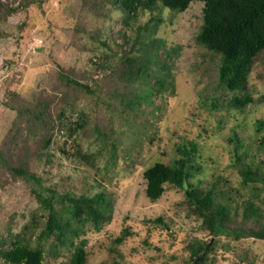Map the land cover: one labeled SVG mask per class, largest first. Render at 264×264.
I'll return each mask as SVG.
<instances>
[{"label":"rangeland","instance_id":"1","mask_svg":"<svg viewBox=\"0 0 264 264\" xmlns=\"http://www.w3.org/2000/svg\"><path fill=\"white\" fill-rule=\"evenodd\" d=\"M0 2V239L9 240L1 248L29 239L41 249L43 264H63L83 239L86 264H189L188 245L199 237L213 243L206 264H264V239L223 232L208 236L200 218L182 204L181 189L166 183L151 201L142 175L145 166L169 163L181 155L177 145L193 141L194 159L203 165L193 179L203 187L213 182L221 193L216 202L227 200L225 191L233 197L227 202V229L264 230V182L243 184L235 157L242 152L246 161H262L264 170V151L246 150L262 134H255L254 125L264 117V52L248 75L255 99L241 113L228 100L243 99L244 92L209 94L217 84L219 56L196 41L201 1L181 12L142 9L128 22L108 0ZM138 31L132 54L141 56L143 49V63L151 48L156 54L148 75L128 84L119 56L130 54ZM144 86L157 91L152 103L125 110L121 93H143ZM20 104L26 110L18 114L14 108ZM38 111L41 118L34 115ZM48 137L53 158L45 163L38 155ZM61 147L80 157L73 160ZM7 165L41 177L42 186L55 191L71 186L75 193L91 194L110 186V220L99 228L85 223L77 238L42 237L47 210L35 194L37 184ZM245 200L259 208V217L242 223ZM157 216L163 223L150 221Z\"/></svg>","mask_w":264,"mask_h":264},{"label":"trees","instance_id":"2","mask_svg":"<svg viewBox=\"0 0 264 264\" xmlns=\"http://www.w3.org/2000/svg\"><path fill=\"white\" fill-rule=\"evenodd\" d=\"M111 6H117L125 13L124 20L135 18L142 9L150 11L162 10L167 8L171 11H184L192 1H201L202 7V23L196 35V41L208 51L219 56V65L217 72V84L210 89V96L215 97L219 90H230L236 92H244L242 98L235 96L228 100L229 107L243 112L247 105L254 101L251 89L249 88L248 75L252 68L255 58L261 52H264V0H108ZM0 4H2L0 2ZM117 4V5H115ZM6 11H14L15 8L6 7ZM7 14V13H5ZM156 19V18H152ZM140 29V28H139ZM148 29V28H146ZM141 31V30H139ZM139 31L136 39L129 47L130 54L126 51L120 53L121 65L123 66L124 78L128 84L144 79L148 75L149 63L153 62L156 52L151 48V56L148 62H140L145 55L141 50V56L133 55V47L138 42ZM127 40V38H125ZM101 46L106 47L104 40H100ZM142 43V42H141ZM73 83L80 84L78 81L71 79ZM171 83V82H170ZM162 84V83H161ZM172 84V83H171ZM170 85V84H169ZM84 86V85H82ZM173 89V87H170ZM143 93L134 92L133 89L127 93H121V103L125 110L135 109L141 103H152L153 96L157 91H153L151 87L144 86ZM24 108V109H23ZM18 114L26 110L21 104L14 108ZM34 112L36 118H41V114ZM236 129L241 125L237 123ZM255 134L262 133L259 141L251 143L249 147H258L264 151V117L255 120ZM236 136L237 145L241 144L238 132L235 128L231 129ZM232 138L229 136V140ZM50 137L42 142V150L40 149V158L45 163L52 160L53 154L50 152ZM253 144V145H252ZM112 152L116 151L115 142L111 143ZM176 150L181 154L169 163L155 161L143 169V178L146 182L145 194L151 200L158 199L165 190L164 185L167 183L173 185L183 191L181 199L182 204L188 212H192L197 218H200V228L208 234V236H217L220 233L231 234L234 238L241 236H252L264 239V230L259 227L258 230L245 229L243 226L227 229L230 223L228 215V201H232L230 191H225L224 196L227 200L224 203L216 202L220 190H216L215 184L209 182V186H201V181L193 179L194 175L201 171L203 165L199 161H195L196 145L191 141L189 145L180 143L176 146ZM119 148V147H118ZM61 152L66 156H71L73 160H77V152H71L61 147ZM245 156L242 152L236 153V163L239 165V173L243 184L252 183L256 185L264 182V170L261 169L262 161L254 162L253 157L250 161L244 160ZM80 160V159H79ZM15 174L24 175L37 184L39 190L35 191L39 203L42 208L47 210L46 219L43 222L41 231L42 237L55 236L62 240L67 237L77 238L80 235L81 226L87 222H93L98 228L100 224L108 222L111 218L109 208L114 197H110V186L94 191L89 194L86 191L75 193V188L71 186L62 191H55L50 186H42L41 177H36L23 170L21 167L7 165ZM193 179V180H192ZM46 191L48 194H46ZM264 203V200H263ZM59 204V205H55ZM243 206V220L249 217H259L258 207L250 200H245ZM64 212H67L63 215ZM154 223L161 224L163 219L161 216L155 217ZM24 240V241H23ZM19 241H10L6 247H0V257L4 264H43V253L41 249L33 247L27 239ZM27 240V241H26ZM9 242L8 239L1 240L0 243ZM2 243V244H3ZM83 239L78 240L74 245V249L70 257L63 264H86L87 253ZM211 242L208 238L203 239L193 237L189 243L190 250L189 264H206L208 253L212 250ZM201 256L200 259L198 258ZM116 264V263H114Z\"/></svg>","mask_w":264,"mask_h":264}]
</instances>
